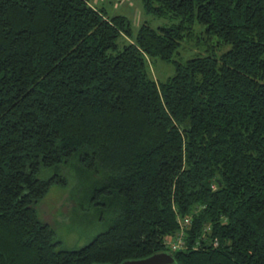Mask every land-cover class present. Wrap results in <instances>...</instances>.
<instances>
[{"label": "trees", "instance_id": "16d2710c", "mask_svg": "<svg viewBox=\"0 0 264 264\" xmlns=\"http://www.w3.org/2000/svg\"><path fill=\"white\" fill-rule=\"evenodd\" d=\"M89 2L0 0V264H264V0H142L179 21L135 37ZM197 24L230 49L177 62ZM53 187L107 229L62 249Z\"/></svg>", "mask_w": 264, "mask_h": 264}, {"label": "rangeland", "instance_id": "374dc122", "mask_svg": "<svg viewBox=\"0 0 264 264\" xmlns=\"http://www.w3.org/2000/svg\"><path fill=\"white\" fill-rule=\"evenodd\" d=\"M89 1V4L95 8H104L110 16H126L132 23L134 37L137 35L139 28L146 22L153 28H158L161 26L178 23L179 21H171V19L157 18L152 15L146 14L143 8L142 0ZM195 30L197 31L198 37L203 39L196 41L185 40L179 49L180 55L175 58L177 62H184L196 56L204 57L210 54L219 57L230 49L229 46H219L220 40L217 37H212L213 39L209 42L213 43V46H216L213 49L214 52L208 51V48L205 46L198 47V41H208V38L206 34L202 35L201 33L204 32L203 27L197 24L195 26ZM123 42L124 40L119 41V43L121 44ZM150 69L152 77L157 81H166L169 77L175 74V68L173 64L165 63L162 61H157L155 64L150 63ZM73 199V195L65 193L57 187H53L43 201L44 218H52L55 220V223L57 224V237L58 240L61 241V248L64 250H75L82 248L87 245L88 242L97 233L107 229V226L102 225L99 218L97 219V216L94 213H90L91 211H89L87 207L82 208V210L78 214L77 212L79 207H73V204H71L73 202ZM180 220L182 219L180 218L179 221ZM188 230L189 228H185L186 234Z\"/></svg>", "mask_w": 264, "mask_h": 264}, {"label": "built area", "instance_id": "2783aa9c", "mask_svg": "<svg viewBox=\"0 0 264 264\" xmlns=\"http://www.w3.org/2000/svg\"><path fill=\"white\" fill-rule=\"evenodd\" d=\"M191 223V218H186L179 221V233L174 238H166L164 241V245L168 250H170L171 252H178L187 249L185 240V228H190Z\"/></svg>", "mask_w": 264, "mask_h": 264}, {"label": "water", "instance_id": "95a60500", "mask_svg": "<svg viewBox=\"0 0 264 264\" xmlns=\"http://www.w3.org/2000/svg\"><path fill=\"white\" fill-rule=\"evenodd\" d=\"M122 264H175V258L167 252H162L153 254L144 259L128 260Z\"/></svg>", "mask_w": 264, "mask_h": 264}]
</instances>
